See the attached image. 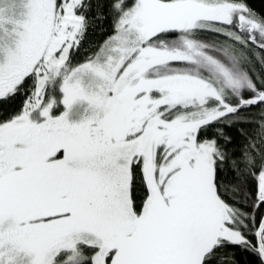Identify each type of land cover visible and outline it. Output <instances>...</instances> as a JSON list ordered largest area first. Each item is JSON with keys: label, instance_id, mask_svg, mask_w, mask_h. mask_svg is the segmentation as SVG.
Listing matches in <instances>:
<instances>
[{"label": "snow or ice", "instance_id": "1", "mask_svg": "<svg viewBox=\"0 0 264 264\" xmlns=\"http://www.w3.org/2000/svg\"><path fill=\"white\" fill-rule=\"evenodd\" d=\"M0 264H264V0H0Z\"/></svg>", "mask_w": 264, "mask_h": 264}]
</instances>
